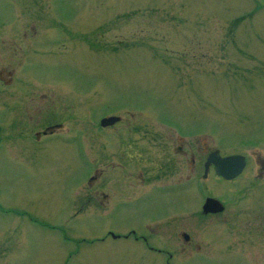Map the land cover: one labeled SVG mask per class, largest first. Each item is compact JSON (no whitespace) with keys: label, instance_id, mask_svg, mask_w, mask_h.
Segmentation results:
<instances>
[{"label":"rangeland","instance_id":"374dc122","mask_svg":"<svg viewBox=\"0 0 264 264\" xmlns=\"http://www.w3.org/2000/svg\"><path fill=\"white\" fill-rule=\"evenodd\" d=\"M11 18L23 19L26 35L35 31L41 42L18 68L15 86L0 85V139L12 137L0 143V264H163L150 252L135 254L122 234L129 217L120 216L106 232L98 227L107 220L80 212L87 158L81 130L93 131L103 115L121 117L102 128L105 139L128 130L132 120L130 126L141 129L136 141L148 142L144 130L166 137L178 129L186 145L244 155L247 165L235 181L220 182L212 173L204 185L215 196L246 187L249 211L258 209L264 196L256 173L264 158V0H0V20ZM7 60L0 57V66ZM43 94L54 99L56 114L64 110L62 129L73 136L59 139L66 133L58 131L35 141L37 155L25 153L17 125L37 113ZM205 246L197 255L207 254L208 262L177 264H254L219 259L221 252L210 260L211 241Z\"/></svg>","mask_w":264,"mask_h":264},{"label":"flooded vegetation","instance_id":"af4514ba","mask_svg":"<svg viewBox=\"0 0 264 264\" xmlns=\"http://www.w3.org/2000/svg\"><path fill=\"white\" fill-rule=\"evenodd\" d=\"M23 23V19L19 18L0 20V57L9 58L0 66L1 87L15 86L14 76L18 68H22L25 58L39 48L41 39L39 34H35L34 25V33L27 36ZM9 27L16 29V35L8 33ZM16 60L18 64L15 68ZM44 96L34 107L38 115L26 114V118L18 122L17 128L22 127L19 136L25 153L36 150L37 155L36 142L55 138L58 131L66 133L60 134L59 139L73 136L70 128L63 131L61 119L66 116L64 110L56 114L54 99L46 101ZM43 101L46 103L42 104ZM81 110V118L86 119L87 123L88 104H82ZM68 111L71 114V109ZM107 117H118V120L103 126L101 120ZM97 119L93 131L83 126L81 130V147L87 155L81 214L89 217L90 213H94L98 219L107 220L98 227L107 229L106 232L117 226L115 222L120 216L129 217V227L122 234L125 239L133 241L135 254L137 250L150 252L157 256L155 260L163 264L190 263L198 259L208 262L209 258L205 260L207 254L199 257L197 253L206 249L202 245L209 240L212 244L210 251L213 252V259L210 260H216V252H221L225 253L224 257L219 256L222 260H247L248 263L250 259L254 264H264L263 253L261 260L255 259V252L260 247L264 252L263 243L259 247L255 245L256 240L264 239V196L261 195L257 201L251 200L261 203L257 210L249 211L251 205L247 204L249 195L246 187L228 196L212 195L209 186L204 185L212 173L220 182H233L240 175L225 179L216 175L213 164H209L205 170V163L214 149L186 145L178 129L173 133L168 131L166 140L161 132L144 130L142 132L149 138L148 142L136 141L133 135L140 133L141 129L130 126L134 123L132 120H128V130L120 129L111 139H105L102 128L114 126L121 117L108 114L101 116L99 121ZM92 132H97L95 139ZM8 138H12L11 135L8 134L3 141L0 139V143L10 141ZM89 152H95L90 159ZM202 160L203 171L200 166ZM257 163L260 165L257 176L264 181V158ZM246 165L245 157L244 168ZM208 198L217 200L219 203L216 207L222 209L204 210ZM250 223L251 226L248 225ZM250 227L252 231L249 232ZM202 231H207L208 236L202 238ZM178 256L181 257L177 259ZM149 263L154 262L150 260Z\"/></svg>","mask_w":264,"mask_h":264},{"label":"water","instance_id":"95a60500","mask_svg":"<svg viewBox=\"0 0 264 264\" xmlns=\"http://www.w3.org/2000/svg\"><path fill=\"white\" fill-rule=\"evenodd\" d=\"M118 117H107L101 120V124L103 126L114 123ZM209 164H213L215 166L216 175L222 176L225 179H233L242 172L245 166V158L241 154H232L227 156H221L218 153V150L213 151L206 163L205 170ZM219 203L214 198H208L206 200V204H204V210H221V207H216V204Z\"/></svg>","mask_w":264,"mask_h":264}]
</instances>
